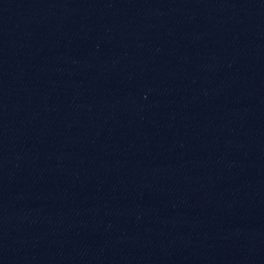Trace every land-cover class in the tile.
Segmentation results:
<instances>
[{
  "label": "water",
  "instance_id": "1",
  "mask_svg": "<svg viewBox=\"0 0 264 264\" xmlns=\"http://www.w3.org/2000/svg\"><path fill=\"white\" fill-rule=\"evenodd\" d=\"M0 264H264V0H0Z\"/></svg>",
  "mask_w": 264,
  "mask_h": 264
}]
</instances>
